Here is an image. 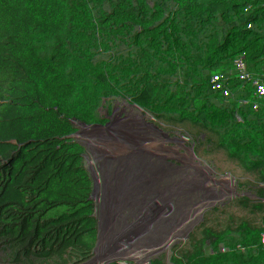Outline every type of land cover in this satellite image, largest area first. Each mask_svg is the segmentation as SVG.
<instances>
[{"label": "trees", "instance_id": "16d2710c", "mask_svg": "<svg viewBox=\"0 0 264 264\" xmlns=\"http://www.w3.org/2000/svg\"><path fill=\"white\" fill-rule=\"evenodd\" d=\"M156 5L0 0V264L65 254L73 228L167 264H264L234 231L257 159L213 104L248 69L231 78L228 56L169 40Z\"/></svg>", "mask_w": 264, "mask_h": 264}, {"label": "water", "instance_id": "95a60500", "mask_svg": "<svg viewBox=\"0 0 264 264\" xmlns=\"http://www.w3.org/2000/svg\"><path fill=\"white\" fill-rule=\"evenodd\" d=\"M157 1L164 14L178 23V35L196 39L201 53L226 55L233 65L248 69L245 80L230 92V99L258 116L264 142V0ZM258 203L264 214V197H258Z\"/></svg>", "mask_w": 264, "mask_h": 264}, {"label": "built area", "instance_id": "2783aa9c", "mask_svg": "<svg viewBox=\"0 0 264 264\" xmlns=\"http://www.w3.org/2000/svg\"><path fill=\"white\" fill-rule=\"evenodd\" d=\"M77 6H82L86 0H73ZM156 9L162 10L161 4L157 1ZM172 28L175 31L173 42L179 43L184 49L198 45V41L193 38H182L177 33V22L171 19ZM228 68L229 76L232 78L238 73V66L233 65L232 63H226ZM171 82L176 83V79L170 73H167ZM230 90L227 85L223 93L214 98L213 104L216 106L219 114L223 111H230L233 119V127L236 132L240 133L241 136L250 144L257 162L256 165L252 168L251 174L249 176V185L242 188L241 197L245 201V205L242 209V216L239 219L238 224L235 226L234 231L241 234V242L246 246L248 253L251 257L252 262L255 258L262 256L264 249L258 243V235L264 228V214L260 211V205L258 203V214L262 215L261 223H253L250 220L251 212L253 211V201L255 198L256 189H264V142L260 139L259 136V118L254 112H250L249 109H243L239 105H235L232 108L230 101ZM204 113L202 111L200 114ZM257 135V140L253 142L251 137ZM211 157V156H210ZM196 200L198 206L201 210H209L210 205L208 203V198L205 192L204 186H200L195 191ZM217 217V223L220 227H228V221L224 215L219 211L214 212ZM173 218L175 220H184L185 226H188L189 221L184 215V206L178 205L173 209ZM214 239H218V236L215 235Z\"/></svg>", "mask_w": 264, "mask_h": 264}, {"label": "rangeland", "instance_id": "374dc122", "mask_svg": "<svg viewBox=\"0 0 264 264\" xmlns=\"http://www.w3.org/2000/svg\"><path fill=\"white\" fill-rule=\"evenodd\" d=\"M250 220L255 224L256 223L259 224L262 221V215L258 214V212L255 209H253V211L251 212ZM84 233L88 235L89 234L95 235L83 229L73 228V229L64 231L60 239V246L67 249V252L65 254H62L64 257L73 252L75 242L77 241L78 238H84L85 241H83L80 244V247L82 249L86 248L87 244L89 243V238L84 236ZM91 235L89 236L94 238L96 241L102 240L103 244L106 246V250L108 252H111L115 257L122 260L126 264H167L166 262L162 261L158 257L153 256L152 254L148 252H141V253L127 252L123 249L116 248L109 242H105L99 236L96 237L97 235L95 236H91ZM36 258H37V261L35 264H40L44 262L45 257L41 255H36ZM45 262L47 264H51L49 263L50 260H45Z\"/></svg>", "mask_w": 264, "mask_h": 264}, {"label": "bare ground", "instance_id": "6f19581e", "mask_svg": "<svg viewBox=\"0 0 264 264\" xmlns=\"http://www.w3.org/2000/svg\"><path fill=\"white\" fill-rule=\"evenodd\" d=\"M84 236L89 238L86 248L80 247V244L85 241L84 238H78L72 253L65 257H47L48 259L45 257L44 262L40 264H47L45 260H50L51 264H126L108 252L102 240L96 241L85 233Z\"/></svg>", "mask_w": 264, "mask_h": 264}]
</instances>
